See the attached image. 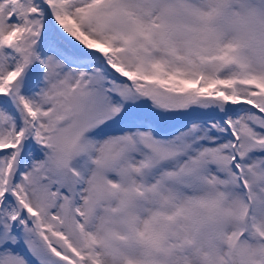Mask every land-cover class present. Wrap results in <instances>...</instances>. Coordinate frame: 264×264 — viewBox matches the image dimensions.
<instances>
[{
    "label": "snow or ice",
    "instance_id": "obj_1",
    "mask_svg": "<svg viewBox=\"0 0 264 264\" xmlns=\"http://www.w3.org/2000/svg\"><path fill=\"white\" fill-rule=\"evenodd\" d=\"M209 3L0 0V264H264V73Z\"/></svg>",
    "mask_w": 264,
    "mask_h": 264
},
{
    "label": "clouds",
    "instance_id": "obj_2",
    "mask_svg": "<svg viewBox=\"0 0 264 264\" xmlns=\"http://www.w3.org/2000/svg\"><path fill=\"white\" fill-rule=\"evenodd\" d=\"M189 23L202 33L210 47L235 44L233 56L256 73H264V0H210ZM199 213L208 215L205 210ZM213 227L211 220L201 225L202 231ZM257 264H260L258 258Z\"/></svg>",
    "mask_w": 264,
    "mask_h": 264
}]
</instances>
